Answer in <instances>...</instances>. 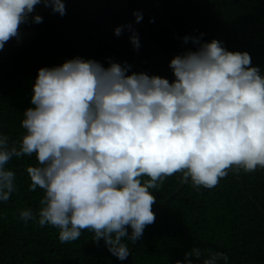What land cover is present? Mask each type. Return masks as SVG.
I'll return each mask as SVG.
<instances>
[{
	"label": "clouds",
	"instance_id": "clouds-1",
	"mask_svg": "<svg viewBox=\"0 0 264 264\" xmlns=\"http://www.w3.org/2000/svg\"><path fill=\"white\" fill-rule=\"evenodd\" d=\"M40 4L66 14L63 0H0V50L20 38V25ZM133 15L142 21L141 12ZM32 22L43 18L35 15ZM125 29L138 50L131 24L114 34ZM203 35L183 38L198 47L171 59L172 81L129 74L127 62L104 67L81 57L38 69L24 133L12 140L0 132V202L18 191L6 165L35 155L37 166L26 169L28 190L44 195L38 210H18L19 219L58 229L61 244L88 230L94 243L103 240L124 261L130 255L125 240L135 244L155 222L152 190L167 178L182 174L181 182L190 180L199 191L218 186L229 172L264 169V74L248 52L228 51L216 39L202 43ZM191 257L229 264L225 252L199 247L175 264H194Z\"/></svg>",
	"mask_w": 264,
	"mask_h": 264
},
{
	"label": "trees",
	"instance_id": "trees-1",
	"mask_svg": "<svg viewBox=\"0 0 264 264\" xmlns=\"http://www.w3.org/2000/svg\"><path fill=\"white\" fill-rule=\"evenodd\" d=\"M63 2L62 17L50 7L37 5L28 22L20 25V38L10 39L0 50V132L12 140L25 131L21 121L32 106L38 69L75 57L104 67L109 61L127 62L132 65L129 74L144 72L172 81L171 59L198 47L183 38L203 33L202 43L216 39L228 51L248 52L252 66L264 74V0ZM134 11L142 13L140 23L135 22ZM35 15L43 22H32ZM128 24L138 33V50L127 29L120 36L114 34L116 27ZM37 164L33 155L13 158L6 165L16 174L18 191L7 203L0 202V264H175L193 247L225 252L229 264H264V169L229 172L218 186L199 191L190 180L182 183V174L167 178L162 188L152 190L155 222L135 244L125 240L130 255L120 261L103 240L94 243L88 230L78 240L61 244L58 229L19 219L18 210H38L44 195L39 188L28 190L31 180L26 169Z\"/></svg>",
	"mask_w": 264,
	"mask_h": 264
}]
</instances>
